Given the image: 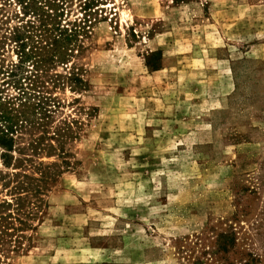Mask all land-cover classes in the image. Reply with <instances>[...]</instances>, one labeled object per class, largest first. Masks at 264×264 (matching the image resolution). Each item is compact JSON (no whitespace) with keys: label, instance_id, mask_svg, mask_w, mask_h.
Listing matches in <instances>:
<instances>
[{"label":"rangeland","instance_id":"obj_1","mask_svg":"<svg viewBox=\"0 0 264 264\" xmlns=\"http://www.w3.org/2000/svg\"><path fill=\"white\" fill-rule=\"evenodd\" d=\"M89 1L58 4L90 26L86 91L52 90L78 100L70 166L36 194L57 158L0 164V264H264V0Z\"/></svg>","mask_w":264,"mask_h":264},{"label":"trees","instance_id":"obj_2","mask_svg":"<svg viewBox=\"0 0 264 264\" xmlns=\"http://www.w3.org/2000/svg\"><path fill=\"white\" fill-rule=\"evenodd\" d=\"M178 1L181 0H173ZM94 2L98 3L90 0L88 5ZM59 3L60 0H14L18 9L11 14L6 4L0 5V75L7 79L1 86L9 84L17 92L8 97L3 95L4 88L0 90V164L5 170H22L34 164L35 159L57 158L61 163L38 162V167L46 166L40 180L22 176L26 184L37 183L33 188L36 194L44 180L58 177L60 167L70 166L66 146L78 138L75 129L80 122L72 113H66L78 100H61L53 96L52 90L81 93L88 87L81 70L68 65L81 52L83 36L90 26L86 18L62 25ZM85 9L90 7L86 4ZM6 47L15 53L16 61L5 64ZM16 176L0 171V187L7 189L14 182L13 191L22 190ZM17 195L16 213L21 211L20 193ZM10 207L6 200L0 201V209ZM6 218L12 219L11 214L4 217L0 213V224ZM1 234L4 233L0 231Z\"/></svg>","mask_w":264,"mask_h":264}]
</instances>
